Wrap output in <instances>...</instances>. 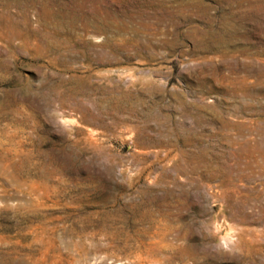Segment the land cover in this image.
Masks as SVG:
<instances>
[{
  "label": "rangeland",
  "instance_id": "rangeland-1",
  "mask_svg": "<svg viewBox=\"0 0 264 264\" xmlns=\"http://www.w3.org/2000/svg\"><path fill=\"white\" fill-rule=\"evenodd\" d=\"M0 264H264V0H0Z\"/></svg>",
  "mask_w": 264,
  "mask_h": 264
}]
</instances>
